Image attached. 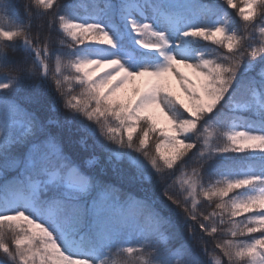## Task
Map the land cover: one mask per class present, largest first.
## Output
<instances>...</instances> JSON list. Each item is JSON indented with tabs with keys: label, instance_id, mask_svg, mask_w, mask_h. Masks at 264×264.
Instances as JSON below:
<instances>
[{
	"label": "snow or ice",
	"instance_id": "obj_1",
	"mask_svg": "<svg viewBox=\"0 0 264 264\" xmlns=\"http://www.w3.org/2000/svg\"><path fill=\"white\" fill-rule=\"evenodd\" d=\"M118 256L264 264V0H0V264Z\"/></svg>",
	"mask_w": 264,
	"mask_h": 264
},
{
	"label": "trees",
	"instance_id": "obj_2",
	"mask_svg": "<svg viewBox=\"0 0 264 264\" xmlns=\"http://www.w3.org/2000/svg\"><path fill=\"white\" fill-rule=\"evenodd\" d=\"M84 2H87V0H84ZM114 259L119 261L120 264H124V261H125L126 257L118 256V257H115Z\"/></svg>",
	"mask_w": 264,
	"mask_h": 264
},
{
	"label": "rangeland",
	"instance_id": "obj_3",
	"mask_svg": "<svg viewBox=\"0 0 264 264\" xmlns=\"http://www.w3.org/2000/svg\"><path fill=\"white\" fill-rule=\"evenodd\" d=\"M131 90V86H129V91Z\"/></svg>",
	"mask_w": 264,
	"mask_h": 264
}]
</instances>
